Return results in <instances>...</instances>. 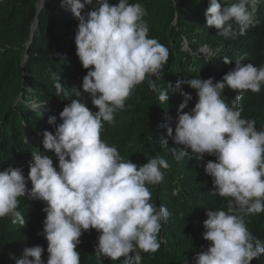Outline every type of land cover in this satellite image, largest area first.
Returning a JSON list of instances; mask_svg holds the SVG:
<instances>
[{"label": "clouds", "instance_id": "1", "mask_svg": "<svg viewBox=\"0 0 264 264\" xmlns=\"http://www.w3.org/2000/svg\"><path fill=\"white\" fill-rule=\"evenodd\" d=\"M40 3L43 7V0ZM258 3L233 0L222 6L218 0H209L206 26L225 39L243 36L258 23ZM61 7L70 9L78 21L76 55L88 71L82 91L71 89L75 98L60 112L61 123L57 124L55 115L49 117L54 133L43 132L45 151L32 153L27 178L23 167L0 171V218L10 217L25 226L18 211L20 198L44 202L41 235L47 241L46 264H80L76 249L81 236L91 229L99 233L94 249L99 264L105 259L141 264V252L159 250L162 224L170 215L165 206L151 203L148 187L162 182L169 164L157 154L138 166L125 160L100 134L104 123L111 124L115 113L125 108L136 86L148 79L149 87L156 90L169 52L157 39L149 38L147 11L140 3L62 0ZM223 62L228 65L233 60L225 56ZM213 79L177 81L175 87L168 83L159 92L158 101L167 103L168 90L175 92L187 83L197 97L191 111L185 112L193 97L181 92L184 102L179 106L174 135L172 127L167 129L176 147L169 148L167 139L161 140V146L177 161L189 151L196 157L214 156L215 161H208L205 168L214 189L209 194L228 198L227 210L206 209L203 239L210 246L193 257L194 264H251L264 254V242L252 235L245 220L264 213V130L258 131L254 120L241 118L239 102L246 91H261L264 66L245 63L240 57L221 80L214 83ZM53 80L57 96L68 95L60 76L53 75ZM225 89L237 94L226 100ZM85 95L97 111L88 107ZM49 151L58 160L56 167ZM43 252L36 245L13 258L15 264H45Z\"/></svg>", "mask_w": 264, "mask_h": 264}, {"label": "trees", "instance_id": "2", "mask_svg": "<svg viewBox=\"0 0 264 264\" xmlns=\"http://www.w3.org/2000/svg\"><path fill=\"white\" fill-rule=\"evenodd\" d=\"M62 0H0V171L9 166L23 167L27 178L32 153L44 152V131H53L50 116L57 117L75 98L71 89L82 91V80L88 70L83 69L74 42L78 21L70 9L61 7ZM140 3L147 11L144 17L149 26V38L157 39L169 52L168 60L156 79V90L149 87L148 79L136 86L125 101V108L115 113L114 121L104 123L101 139L115 146L120 155L142 165L159 154L169 164L158 185H148L151 203L165 206L170 215L162 224L159 234L161 246L155 253L141 252V264H194L193 257L207 250L210 242L203 239L206 209L227 210L228 198L212 196V179L206 174L208 161L214 156L196 157L191 151L177 161L172 152L161 146L176 147L167 135L174 127L179 106L184 102L181 92L190 94L185 112H190L197 101L196 92L187 83L171 93L167 103L158 101L159 92L174 87L177 81L195 78L221 80L234 68V61L244 57L245 63L264 66V0L257 4L255 27L243 36L225 39L218 30L206 26L205 13L209 0H129ZM224 6L233 0H218ZM115 5L118 0H109ZM90 7V6H89ZM86 7L85 11L89 10ZM37 21V25L35 23ZM203 48L212 53L207 59L198 53ZM233 60L226 65L223 58ZM53 75L68 95L57 96ZM155 79V77H150ZM237 93L225 89L223 95L231 100ZM88 107L97 111L85 95ZM241 118L254 120L256 129L264 130V86L259 93L246 91L239 102ZM54 167L58 165L54 153ZM27 187L31 188L29 182ZM46 204L21 197L18 211L25 218V226L13 223L10 217L0 218V264H15L24 248L40 245L44 248L42 260L47 261V241L41 235ZM248 230L264 242V213L245 217ZM99 233L85 232L77 247L80 264H99L95 247ZM14 257V258H13ZM123 258H121L122 260ZM102 264H120L105 259ZM251 264H264V254Z\"/></svg>", "mask_w": 264, "mask_h": 264}, {"label": "rangeland", "instance_id": "3", "mask_svg": "<svg viewBox=\"0 0 264 264\" xmlns=\"http://www.w3.org/2000/svg\"><path fill=\"white\" fill-rule=\"evenodd\" d=\"M200 56L204 57V58H208L210 55H212V53L210 52V50L203 48L202 50H200ZM199 53V52H198Z\"/></svg>", "mask_w": 264, "mask_h": 264}, {"label": "water", "instance_id": "4", "mask_svg": "<svg viewBox=\"0 0 264 264\" xmlns=\"http://www.w3.org/2000/svg\"><path fill=\"white\" fill-rule=\"evenodd\" d=\"M39 6H40V8H42V6H41V3H40V0H39ZM37 25V21H36V23H35V26Z\"/></svg>", "mask_w": 264, "mask_h": 264}]
</instances>
